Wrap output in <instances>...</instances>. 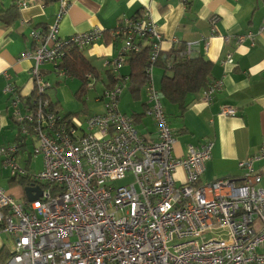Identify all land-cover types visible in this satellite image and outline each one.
<instances>
[{"label": "built area", "instance_id": "2783aa9c", "mask_svg": "<svg viewBox=\"0 0 264 264\" xmlns=\"http://www.w3.org/2000/svg\"><path fill=\"white\" fill-rule=\"evenodd\" d=\"M57 3L53 23L45 31L32 30L33 47L21 55V60L32 61L34 95L24 101L11 84L4 88L18 137L12 144L0 145L1 169L11 179L24 177L30 181L28 187L41 189L35 201L22 204L0 188V234L14 241L6 264H264V175L254 169L255 163L264 164V142L256 155L238 163L241 186L231 178L200 183L211 158V141L188 146L182 157L173 156V131L153 84L163 38L147 10L121 20L111 32L112 40L122 47L105 68L122 78L119 71L126 57L149 48L145 115L154 123V134H140L132 118L119 111L123 78L103 91L104 113L83 121L65 120L47 98L50 83L41 68L51 65L65 76L59 67L65 54L90 46L103 32L92 29L59 38V22L69 0ZM17 6L26 8L27 3ZM215 23L212 18V32ZM258 33H264V24ZM246 37L252 34L235 41L241 43ZM170 44L178 45L175 40ZM185 47L189 54L191 46ZM224 63H232L230 55ZM86 80L85 89L93 90L97 80L91 74ZM221 88L220 81L211 82L202 99L211 102ZM219 114L234 117L237 110L223 106ZM26 145L31 146V159L42 158L38 172L30 173L18 162ZM178 169L185 175L177 185ZM128 174L132 182L115 187Z\"/></svg>", "mask_w": 264, "mask_h": 264}, {"label": "crops", "instance_id": "0c3cea01", "mask_svg": "<svg viewBox=\"0 0 264 264\" xmlns=\"http://www.w3.org/2000/svg\"><path fill=\"white\" fill-rule=\"evenodd\" d=\"M186 1L182 4L181 0H69L68 10L59 22L58 36L64 39L92 29L101 30L103 35L98 41L79 50L100 78L93 90L84 88L79 100L80 81L75 79L78 82L75 89H71L70 80L62 85L56 80L52 85L49 78L53 73L66 80L70 77L66 74L59 76L53 66L45 65L41 73L50 83L46 95L62 117L78 114L77 118L83 121L88 115L104 113L102 93L108 84L105 63L116 59L122 47L120 41L112 40L111 32L121 20L147 10L163 38L162 62L172 49L171 40L190 45V57H202L211 63L209 82L220 81L222 84L209 103L202 99L204 89L189 95L188 104L181 113L176 106L165 100L164 105L162 102L175 139L173 156L182 157L188 146L201 147L211 141V158L205 163L200 183L231 178L241 186L243 172L238 163L256 155L264 142V33H258L264 24V0ZM18 2L27 3V7H18ZM57 9V0H0V145L12 144L18 137L17 125L10 117V96L4 88L11 84L22 100L30 98L33 92L30 80L32 61L21 60V55L33 47L30 32L45 31L53 23ZM212 18L216 22L214 32L210 25ZM248 33L252 34L251 38L246 37L241 43H236V37ZM227 55L231 56V64L224 63ZM119 73L125 82L123 90L130 98L125 110L121 109L119 99V111L132 118L140 134L153 135L154 123L145 115L148 108L145 86L131 91L130 69L125 63ZM163 73V67L155 66L153 69V84L159 93ZM223 106L234 107L237 114L234 117L220 116ZM28 149L26 145L20 150L18 161L22 157L23 165L20 166L33 173L31 150ZM25 152L26 157L23 156ZM263 165L257 162L254 169L264 175ZM184 175L182 169L175 172L177 185L184 182ZM6 176L7 181H4ZM10 180L8 172L0 166V188L14 199L26 203L24 188L10 184ZM13 249V239L1 233L0 264L5 263Z\"/></svg>", "mask_w": 264, "mask_h": 264}, {"label": "trees", "instance_id": "16d2710c", "mask_svg": "<svg viewBox=\"0 0 264 264\" xmlns=\"http://www.w3.org/2000/svg\"><path fill=\"white\" fill-rule=\"evenodd\" d=\"M143 10L137 13L139 16ZM186 47L183 44H178L165 56V61L162 62L161 57L157 60L155 66L163 67L164 73L160 82V93L162 99L169 104L176 106L179 112H183L188 104V96L198 94L201 90L205 89L211 82L210 71L211 63L202 57L192 58L187 54ZM150 51L147 46H144L138 53L130 54L125 64L130 69L129 79L131 82V91L139 89L141 86H145V69L149 60ZM171 62L169 63V61ZM168 65V66H167ZM59 67L65 71V74L70 78L77 79L81 85L78 90V99H82L84 94V88L86 85V76L91 74L96 80L100 78L98 72L87 62V60L81 55L77 49L70 50L65 54ZM108 84L107 88H112L115 84L122 81V78H118L112 75L109 71L105 73ZM34 95H32L30 98ZM29 99V98H28ZM53 108H57L56 105L51 104ZM75 115H66L63 118L68 120L71 117H77ZM20 185L26 188L30 185V181L26 178H20L18 180L11 179L10 184ZM12 254V253H11ZM11 254L6 258L5 263L9 260Z\"/></svg>", "mask_w": 264, "mask_h": 264}, {"label": "rangeland", "instance_id": "374dc122", "mask_svg": "<svg viewBox=\"0 0 264 264\" xmlns=\"http://www.w3.org/2000/svg\"><path fill=\"white\" fill-rule=\"evenodd\" d=\"M49 79H50V83L52 85H54V83H55L54 81H56V80L60 81V84L63 83V82H66V81H69L70 80L69 82L71 83V85H70L71 89H75V87H76L75 84L78 83L77 80H75V79L69 78V79L66 80L64 77L63 78L57 77V75H55L54 73L51 74V78H49ZM98 88L100 89L99 83H98ZM48 90H50V89H48ZM48 90H47V92H48ZM120 96H121L120 97L121 98V109L122 110H125L126 105H127V102L130 99L129 98V95H128V93H127L126 90H122ZM162 102H163V105H164L165 104L164 100ZM103 104H104V102H103ZM129 113H130V110H129ZM29 149H31V146L29 147ZM23 156L26 157L27 156V153L25 152L23 154ZM18 162H19V164L21 163L20 165H23L22 157L19 158V161ZM31 165H32L31 170L33 171V173L40 171L42 169V165H43L42 159L40 157L32 158ZM4 181H7V176L5 177ZM131 182H132L131 174H128V176H127V178L125 180L118 181L114 185H115V187H117V186H124L126 184L131 183ZM17 202H20L22 204L25 203L24 201H19V200H17ZM13 251H14V249H13Z\"/></svg>", "mask_w": 264, "mask_h": 264}, {"label": "water", "instance_id": "95a60500", "mask_svg": "<svg viewBox=\"0 0 264 264\" xmlns=\"http://www.w3.org/2000/svg\"><path fill=\"white\" fill-rule=\"evenodd\" d=\"M24 194H25V199H26V202L29 203V202H32V201H35L38 196H40L41 194V189L40 187H26L24 188Z\"/></svg>", "mask_w": 264, "mask_h": 264}]
</instances>
